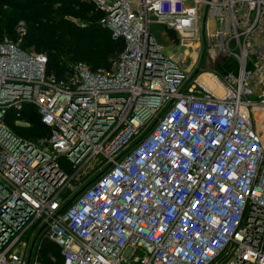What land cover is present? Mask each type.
<instances>
[{
	"label": "built area",
	"instance_id": "1",
	"mask_svg": "<svg viewBox=\"0 0 264 264\" xmlns=\"http://www.w3.org/2000/svg\"><path fill=\"white\" fill-rule=\"evenodd\" d=\"M92 2L110 69L0 41V264H264V0Z\"/></svg>",
	"mask_w": 264,
	"mask_h": 264
},
{
	"label": "trees",
	"instance_id": "2",
	"mask_svg": "<svg viewBox=\"0 0 264 264\" xmlns=\"http://www.w3.org/2000/svg\"><path fill=\"white\" fill-rule=\"evenodd\" d=\"M102 18L103 13L92 0H0V41L19 40L17 27L24 22L27 33L21 48L46 55L48 75L65 77L76 62L93 70L110 69L125 42L113 40L102 26ZM174 35L171 33V38H176ZM19 119L28 125L16 128L23 137L47 135L48 128L35 109H26Z\"/></svg>",
	"mask_w": 264,
	"mask_h": 264
},
{
	"label": "rangeland",
	"instance_id": "3",
	"mask_svg": "<svg viewBox=\"0 0 264 264\" xmlns=\"http://www.w3.org/2000/svg\"><path fill=\"white\" fill-rule=\"evenodd\" d=\"M155 34L157 35L158 40L161 42V44H163V48L165 50V52L167 54H176V56H182L184 57V49H182L181 47L179 48V44H178V40L176 35H174L176 38H171V41L168 40V35L166 32H164V30L161 29H156L155 30ZM13 42H19L18 40H11ZM21 47V46H20ZM28 51V50H27ZM33 52V51H32ZM34 53L39 54L37 52L34 51ZM191 58H187L186 62L190 63ZM218 62V61H217ZM189 65V64H188ZM208 70H212L211 65L209 64L207 66Z\"/></svg>",
	"mask_w": 264,
	"mask_h": 264
},
{
	"label": "water",
	"instance_id": "4",
	"mask_svg": "<svg viewBox=\"0 0 264 264\" xmlns=\"http://www.w3.org/2000/svg\"><path fill=\"white\" fill-rule=\"evenodd\" d=\"M237 65H238V62L233 57H231L228 60H226L222 64V68L224 70V75H228L229 73L233 72Z\"/></svg>",
	"mask_w": 264,
	"mask_h": 264
},
{
	"label": "bare ground",
	"instance_id": "5",
	"mask_svg": "<svg viewBox=\"0 0 264 264\" xmlns=\"http://www.w3.org/2000/svg\"><path fill=\"white\" fill-rule=\"evenodd\" d=\"M207 78H208V77H207L206 75H203V76L201 77V80H203L204 82H207V81H208Z\"/></svg>",
	"mask_w": 264,
	"mask_h": 264
}]
</instances>
